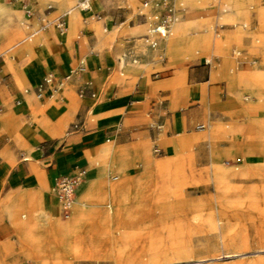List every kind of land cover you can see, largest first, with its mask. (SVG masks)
I'll return each instance as SVG.
<instances>
[{
  "label": "crops",
  "instance_id": "obj_1",
  "mask_svg": "<svg viewBox=\"0 0 264 264\" xmlns=\"http://www.w3.org/2000/svg\"><path fill=\"white\" fill-rule=\"evenodd\" d=\"M183 1L186 11L178 19L180 21L176 33L164 43L163 57L159 54L162 49L160 41L157 47H152L148 43L149 38L141 37L146 31V23L141 22L132 30L135 23L130 24L127 17L121 15L122 0H100L92 14L83 16L79 39L84 40L87 51L82 50L79 41H71L73 33L60 36L52 26L47 28L50 33L43 32L35 40L39 45L36 46L33 58L22 52L17 57L10 58L9 62L6 53L8 46L0 44V201L3 204L0 209V241L5 246L11 244V235L16 234L24 254L43 257L47 262L41 244L43 235L38 233L42 225L40 216L31 214L28 217L22 211H30L31 203L35 202L41 205L42 212H55L53 204H62L49 191V186L56 184L61 174H75L80 168H87L86 184L79 187L72 218L65 220L70 222L64 228L63 222L56 223V231L62 241L63 236L76 233L93 215L100 214L104 225L110 220L122 223L126 218L127 221L132 219L133 216L129 213L131 207L123 200L126 192L120 190L125 185V180L131 186L152 184L155 179L160 180L164 185L157 184L154 191L157 197L159 194L164 195L163 191H170L172 186L169 187V184L180 187L181 182L159 179L158 176L160 172L172 167L192 166V153L177 151L171 154L182 145H193L208 137L210 152L207 153L202 147L200 155L201 159L206 155L209 158L211 156V177H216L212 147L215 146L217 150L229 147L231 137L236 136L237 131L244 127L231 128L227 132L215 126L206 130L205 127L198 128L199 123L205 125V118H225L230 121L231 117L227 115L231 102L226 98L223 84L211 82L213 73L219 68L214 67L212 62L204 61L208 55L182 61L185 50L194 44L188 31H202V23H188V15L197 14L196 9L201 3L214 6L220 1L229 8L217 12V19L223 24H238L246 18L250 4L247 0ZM261 1L263 0H254L253 4L259 7L260 30H264V4ZM71 2L68 0L69 4ZM134 5L137 6L138 3L135 2ZM41 8H35L32 12L42 25ZM7 9L9 4L0 2V13ZM78 9L81 11L76 4L70 7L71 16H68L67 21L74 23L78 19L80 12H73ZM16 12L22 15L20 8ZM117 19L120 21L115 23ZM33 29V20H27L26 23L14 20L11 32L3 40L6 44L15 42ZM115 30L126 31V34H118L113 39L114 36L110 34ZM225 30L226 36L230 37L234 33L228 34L229 28ZM68 31L67 25L65 32ZM227 38L228 36L214 41V48L219 54L225 49ZM120 40L124 44L118 43ZM241 40L246 46H251V38L243 35ZM83 54L86 57L80 58ZM213 60L216 61L215 58ZM82 61L85 70L72 80L68 88L65 86L63 91L57 90L61 77L72 73ZM125 69L128 75L123 80L118 75H124ZM220 69L223 70L224 65ZM49 72L57 76L53 84H45L43 81ZM18 76L23 79L26 87H21ZM246 78H252L259 85L256 93L258 101L263 102L264 74L244 73L239 76L238 81L242 82ZM218 86H221V98L216 102L218 108L211 110L214 99L219 95L215 94ZM79 89L80 92L84 90V96L79 95L81 98H77L74 93ZM37 91H42L43 96L36 97ZM260 106L264 107L263 103ZM247 107L248 105L246 109ZM251 111L248 110L247 114ZM184 132L191 135L187 136ZM17 140L27 147L19 145ZM149 140L153 147L158 145L164 155L154 159ZM220 142H225L226 145L220 147ZM138 160L152 172L155 179L152 176L133 175L135 165H140ZM97 166L104 168L97 170ZM111 169L127 176L118 182L108 183L106 174ZM118 172L114 173V180L120 178ZM3 180L7 183H3ZM190 187L203 186L193 184L188 188ZM187 190V195L202 194H190ZM170 197L175 198V195L171 194ZM211 198L215 205L208 203L210 199L207 197L199 198L196 203L214 206L220 213L217 221L221 224L224 216L222 209L229 203L227 204L224 195L218 199L217 191ZM110 204L114 205V211L110 209ZM169 208L167 213H161L152 223L158 224L160 219L172 215L178 218L189 214V211L176 212L175 208ZM207 216L213 219L214 213ZM125 223L120 226L131 224L128 233H133L136 223ZM128 233L124 231V234ZM15 264H29V260L20 254Z\"/></svg>",
  "mask_w": 264,
  "mask_h": 264
},
{
  "label": "rangeland",
  "instance_id": "obj_2",
  "mask_svg": "<svg viewBox=\"0 0 264 264\" xmlns=\"http://www.w3.org/2000/svg\"><path fill=\"white\" fill-rule=\"evenodd\" d=\"M70 1H72L71 4L68 3V0H0V2L9 4V9L0 13V44L8 46L6 49L8 61L11 62L10 58L17 57L22 52L30 54V57L33 58L36 46L39 45L35 40L43 32L50 33L49 29L40 30L36 36L31 37V31L15 42L6 44L3 40L11 32V25L14 20L21 23L33 20V30L40 28L41 24L36 14L32 12L38 7H42L43 28L52 26L55 33L60 36L73 33L71 41H79L82 50L87 51L84 40L79 39L80 27L83 24V16L92 14L100 0H92L87 10L81 8V11L79 9L74 10L73 12H80L74 23L67 21V18L71 16L70 7L77 5V0ZM247 1L250 6L246 20L244 19L238 24H223L217 19V12L229 8L224 2L219 1L214 6L201 3L196 9L197 14L188 15V23L194 21L202 23V31L199 33L188 31V36L194 39V44L185 50L182 59L184 61L192 57L202 58L204 55H213L216 60L213 65L219 69L213 73L211 82L223 84L226 98L231 102L227 115L231 119L227 121L225 118H223L224 120L205 118L203 121L206 125L204 130L215 126L227 132L231 128L244 127L243 130L236 133L237 143L244 152H236L232 157H222L223 165L232 168L239 174L225 180L212 179L210 172L211 156L209 158L206 155L205 158L201 159L202 156L200 155L202 147L207 153L210 152V139L208 137L202 138L193 145H182L171 153L174 154L177 151L192 153L194 156L192 166L172 167L165 172H160L159 179L178 181L182 185L178 187L169 184V187L172 186L170 191H163L164 195L159 194L157 197V193L154 192L156 186L163 183L155 179L151 171L142 166V161L138 160L140 165H135L133 175L152 176L155 180L152 184L142 186H131L130 182L125 180V185L120 188L121 191L126 192L123 200L131 207L129 213L133 218L129 221L136 223L133 233L124 234L125 227L120 226L121 224L125 225L128 218H124L125 221L122 223L119 220H110L108 224L104 225L102 224V217L97 214L88 218L76 233L63 236L62 241L60 234L56 231V223L72 218L79 188L72 205V212L67 218L63 212L61 214L62 205L57 203H55L56 205L53 204L56 207L53 213L46 210L42 212L41 205L35 202L31 203L30 211H22L27 213L28 217L31 214L40 216L42 225L38 229V233L43 235L41 244L47 262L43 257L24 254L17 235L13 234L11 235V244L5 246L0 241V264H15L20 254L29 260V264H264V107L260 106L262 103L264 105V101H258L256 91L259 85L252 79L246 78L242 82L238 81L239 76L244 73L264 74V30H260L259 7L253 4L254 0ZM135 2L138 3L137 6L134 5ZM261 3L264 4V0ZM19 8L22 13L21 16L16 12ZM190 8L193 7L190 6ZM141 11V0H122L120 3L121 15L126 16L130 24L135 23L132 30H135L141 22L146 21L144 16L140 14ZM64 20L69 26V31L63 34L59 25L64 23ZM119 21L117 19L115 23ZM179 21L174 22L173 32L169 40L176 33ZM221 24L223 27H220ZM227 28L230 29L227 31L228 34L234 33L230 37L227 35L225 49L220 55L213 43L216 39L227 37L225 30ZM118 34H126V31L115 30L110 36H114V39ZM141 35L143 38H150L148 34L142 33ZM243 35L251 38V46L242 43L241 37ZM200 37L203 38L200 39ZM118 43L124 44L123 40ZM29 44L31 46L27 47ZM161 53L162 51L159 52L160 55ZM85 57L86 55L83 54L80 58ZM220 63L224 65L223 70L220 69ZM74 71L69 74L70 78L65 81L67 82L66 88L81 72L79 67ZM127 75L128 72L125 69V74L118 75V77L124 80ZM17 78L21 87H26L23 79L19 76ZM220 87L216 88L215 94L219 95L214 99L211 110L218 108L216 102L221 98ZM39 92L35 93L36 97ZM74 93L77 98H81L79 97L80 89L75 90ZM204 103L206 102L204 101ZM246 105H248L247 109ZM248 110L252 111L247 114ZM184 134L191 135L186 132ZM17 141H19V145L27 147L20 140ZM225 145V142L219 143L220 147ZM149 146L154 159L164 155V151H161L158 145L153 147L150 140ZM153 148L157 151H153ZM247 152L255 155L256 158L253 162L249 161ZM96 168L101 170L104 167L97 166ZM115 172L118 171L111 169L107 172L106 182H118L127 176L118 172L120 178L114 180ZM3 183H7V181L3 180ZM84 184H86L85 181L82 185ZM193 184L203 187L188 188ZM214 186L219 188V192L225 196L227 204L229 203L222 209L224 216L221 224L217 221L219 214L214 206L196 203L199 198L207 197L210 199L208 203L215 205L214 199L211 198L216 192ZM186 190L190 194H202L187 195ZM49 191L54 195L53 186H49ZM170 193L174 194L175 198H171ZM22 198L24 199V197ZM110 205V209L114 211V205ZM2 207L3 204L0 201V209ZM169 207L175 208L174 211L176 212L189 211V214L178 218L172 215L166 219H160L158 224H153L152 220H157L163 213L162 211L168 210ZM211 212L214 213L213 219L207 216ZM113 241L118 242L112 243ZM68 243L71 245L69 246Z\"/></svg>",
  "mask_w": 264,
  "mask_h": 264
},
{
  "label": "bare ground",
  "instance_id": "obj_3",
  "mask_svg": "<svg viewBox=\"0 0 264 264\" xmlns=\"http://www.w3.org/2000/svg\"><path fill=\"white\" fill-rule=\"evenodd\" d=\"M91 1L92 0H77V6L79 7V8H81L82 10H87V9H89V7H90V4H91ZM174 3H175V6L177 7V9H178V11H177V15H176V17H175V19L173 20V22H172V24H171V32H170V34L166 37V38H164V39H162V38H158L156 35H151L150 36V38L148 39V43H149V45L151 46V44L154 42V41H157L158 43H159V41L162 43V49H161V51H162V53H161V55H160V57H163V56H165V48H164V43L170 38V36L172 35V32H173V25H174V22L175 21H177L179 18H180V16H181V14L185 11V8H186V6H185V4H184V1L183 0H174ZM248 3V2H247ZM142 5H143V10L140 12V14L141 15H143L144 16V18L146 19V21H145V23L147 24V28H146V31H145V33H144V35L145 34H147L148 33V26H149V23H150V18H151V13H152V9L150 8V6H149V4H147V3H145L144 2V0H142ZM240 8H242V7H240ZM246 13V12H245ZM248 14V13H247ZM226 15V14H225ZM262 18L264 19V11H263V16H262ZM222 19V18H221ZM63 25H65L64 26V29H63V31H61L62 33H64L66 30H67V25H66V21L64 20V23H63ZM261 26V25H260ZM220 27H222V25L220 26ZM45 29H47V28H43L42 27V25L40 26V28H37L36 30H33L32 31V33H31V37L32 36H34L35 34H37L40 30H45ZM220 35V34H219ZM213 56H207L205 59H204V61L205 62H212V63H214V60H213ZM135 61V60H134ZM79 70L82 72L83 70H85V66H84V62L82 61L81 62V65L79 66ZM73 72H75V71H73ZM249 77V76H248ZM70 78V75H68V76H65V77H61V79H62V82L61 83H59L58 84V88H57V90H59L60 89V91L66 86V83L67 82H65L67 79H69ZM252 79V78H251ZM56 90V91H57ZM260 102H261V100H260ZM205 127V125L204 124H199L198 125V128H204ZM205 129V128H204ZM231 142L229 143L230 144V146L229 147H223L222 149H216L215 148V146H214V148H212V163H213V165H214V167L216 168V170H215V176L216 177H214V180H219V179H221V180H225V179H227V178H229L230 176H235V175H237V174H239V173H236L232 168H228V167H226V166H224L223 165V163H222V157H224V156H228V157H232L236 152H238V153H243L244 151L239 147V145H238V143H237V139H236V136L235 135H233L232 137H231V140H230ZM154 151H155V148H154ZM246 155L249 157V161L250 162H253L254 160H255V155H253L251 152H247L246 153ZM244 158V157H243ZM125 167V166H124ZM128 167V166H127ZM149 167V166H148ZM85 169V177H84V179L82 180V182L80 183V185L78 186V188L82 185V183L85 181V179H86V175H87V168H84ZM124 170V169H123ZM152 173V172H151ZM143 177V176H142ZM141 177V178H142ZM150 179H152V178H150ZM93 183V182H92ZM90 184V183H89ZM89 184H88V186H89ZM91 186V185H90ZM215 187V186H214ZM78 188H77V190H76V193H77V191H78ZM87 188H89V187H87ZM86 188V189H87ZM85 189V190H86ZM92 189H93V187H92ZM97 189V188H96ZM215 189H216V191H217V198L219 199L221 196H223V194H221L220 192H219V188H217V187H215ZM89 190H91V189H89ZM53 192H54V195H55V197H56V199L57 200H59V202L62 204V210H61V214H62V211H63V202H62V200L59 198V196H58V194H57V191H56V184L54 183L53 184ZM85 192H87V191H85ZM93 195V194H92ZM102 195V194H101ZM109 195V194H108ZM75 196H76V194H75ZM74 196V199H73V202H72V205H73V203H74V201H75V197ZM104 196V195H103ZM95 199V198H94ZM202 199H204V198H202ZM94 201V200H93ZM202 201V200H201ZM224 201V200H223ZM102 204V203H101ZM72 205H71V208H72ZM128 205V204H127ZM225 205V204H224ZM111 206V205H110ZM52 208V207H51ZM53 209V208H52ZM170 210V208H168V210H165V211H162V212H165V213H167V211H169ZM173 210V209H172ZM71 212H72V209H71ZM71 214V213H70ZM69 214V215H70ZM220 214V213H219ZM24 215V214H23ZM68 215V216H69ZM125 215V214H124ZM222 215V214H221ZM63 216V215H62ZM68 216H66L65 218H67ZM77 217H78V215H77ZM80 217V216H79ZM220 217V216H219ZM109 219V218H108ZM111 219V218H110ZM221 220V219H220ZM68 222H70V221H63V225H62V227L64 228L65 226H66V224L68 223ZM110 222V221H109ZM129 222V221H128ZM130 224V223H129ZM130 227H131V224L129 225V226H125V232H129L128 230L130 229ZM20 234H21V231H20ZM19 234V235H20ZM118 241H114V243H117Z\"/></svg>",
  "mask_w": 264,
  "mask_h": 264
},
{
  "label": "built area",
  "instance_id": "obj_4",
  "mask_svg": "<svg viewBox=\"0 0 264 264\" xmlns=\"http://www.w3.org/2000/svg\"><path fill=\"white\" fill-rule=\"evenodd\" d=\"M152 9L150 23L148 26V34L156 35L158 38H166L171 32V24L177 15V7L174 0H144ZM59 27L63 30L64 25L61 23ZM159 44L154 41L151 46L157 47ZM57 76L53 72H49L44 77L45 84H53ZM59 81V83H61ZM79 95L84 96V90ZM43 92L38 93V97H42ZM157 151V149H155ZM85 177V169L80 168L75 174H61L56 181V191L59 198L63 202V214L68 216L71 213V205L76 194V190ZM117 178V176H115Z\"/></svg>",
  "mask_w": 264,
  "mask_h": 264
}]
</instances>
